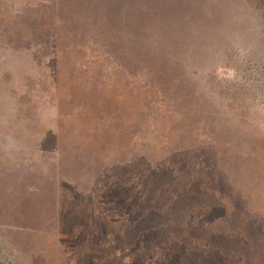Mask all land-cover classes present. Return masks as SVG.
<instances>
[{
    "label": "rangeland",
    "instance_id": "1",
    "mask_svg": "<svg viewBox=\"0 0 264 264\" xmlns=\"http://www.w3.org/2000/svg\"><path fill=\"white\" fill-rule=\"evenodd\" d=\"M0 264H264V0H0Z\"/></svg>",
    "mask_w": 264,
    "mask_h": 264
},
{
    "label": "trees",
    "instance_id": "2",
    "mask_svg": "<svg viewBox=\"0 0 264 264\" xmlns=\"http://www.w3.org/2000/svg\"><path fill=\"white\" fill-rule=\"evenodd\" d=\"M197 171H199L200 173L202 172L201 169H198ZM169 172L170 171H167L166 170V171L163 172V174H168L169 175ZM164 178L166 179V176H164ZM187 191L188 192H186V194L189 195V197H186V198L180 197V199L177 201V204L175 205V206L178 207V209L176 211L178 212V214H179L178 216L180 218H183L184 217L183 215H185V213L187 212L188 207H190L193 203H195V202L196 203H199L200 202V204H201L202 199H203V194L206 193V191H204V188L202 186L197 185L196 182H192L191 183V186H189L187 188ZM197 192H200V194H198ZM207 192L209 193L210 190L209 191L207 190ZM191 197L193 199H191ZM212 198H214L215 200H217L214 195L212 196ZM209 207L210 208H209L208 212L205 213L204 215L202 214V209H198L199 213L202 214V217H200L199 222L196 219V216H194V214H192V216L191 215L189 216V222H191L193 226L203 225V224H199L201 221H203V219L204 220H209L211 223H214L215 220L213 218L215 217V215L217 213V206H216V204H211ZM139 210H142L143 212H146L144 210V208H143V205L141 203H140V207L137 209V213L139 212ZM192 210H193L192 213H194L195 209H192ZM167 213H168V210H167ZM170 214H171V211H170ZM157 217L160 220H162L161 217H164V218H166V220H169V219H167V214L165 212H163L162 210H159L157 212ZM140 218H143V217L140 216ZM158 229H160V228H158ZM197 230L200 231V230H203V229L202 228H198ZM134 231H135V233H137V228L136 227H135V230ZM157 236H159L158 235V232H157V234H156L155 237H157ZM213 236L216 237V235H213ZM214 237H212V238H214Z\"/></svg>",
    "mask_w": 264,
    "mask_h": 264
}]
</instances>
